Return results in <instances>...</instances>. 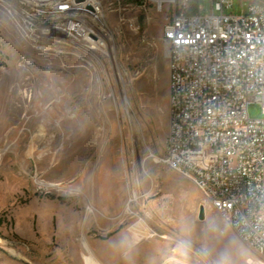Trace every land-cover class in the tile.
Masks as SVG:
<instances>
[{
    "label": "rangeland",
    "instance_id": "374dc122",
    "mask_svg": "<svg viewBox=\"0 0 264 264\" xmlns=\"http://www.w3.org/2000/svg\"><path fill=\"white\" fill-rule=\"evenodd\" d=\"M102 1L111 55L35 43L0 8V264H83V238L105 264H264L196 183L163 163L173 4ZM263 2L234 0L225 13ZM198 6L213 13L212 0ZM248 111L263 116L257 103Z\"/></svg>",
    "mask_w": 264,
    "mask_h": 264
},
{
    "label": "built area",
    "instance_id": "2783aa9c",
    "mask_svg": "<svg viewBox=\"0 0 264 264\" xmlns=\"http://www.w3.org/2000/svg\"><path fill=\"white\" fill-rule=\"evenodd\" d=\"M18 1L27 3L26 38L35 43L64 37L95 49L105 39L102 0ZM156 2L160 10L174 6L162 35L169 67L163 163L195 176L209 207L264 257V2L239 15L225 13L234 0H212L209 15L191 13L178 0ZM56 12L82 14L88 28L60 23ZM252 103L262 107L261 118L250 117Z\"/></svg>",
    "mask_w": 264,
    "mask_h": 264
},
{
    "label": "bare ground",
    "instance_id": "6f19581e",
    "mask_svg": "<svg viewBox=\"0 0 264 264\" xmlns=\"http://www.w3.org/2000/svg\"><path fill=\"white\" fill-rule=\"evenodd\" d=\"M0 8L6 14V16L9 18V20L15 25L14 27L17 26V28L22 33V35H25V37L30 36L29 21L26 20V19H28V12H26L27 11V3L21 2L18 0H0ZM55 20L60 21V23H71V25H74L76 27L88 28V20L85 19L82 14H78V13L56 12L55 13ZM103 25H104V28H106V24L104 22H103ZM60 39L67 40L64 37L51 38V40H60ZM42 40H44V39H42ZM67 41L83 43V41H77V40H67ZM94 45H95L94 48L102 51L106 55H111V48H110V45H109L107 40L101 38L99 40V42L96 41V43H94ZM49 92H51V93L54 92L53 94H56L54 89L49 90ZM182 175H184L185 177L191 179L192 181H194L196 183V177L195 176L186 175V174H182ZM89 210L93 211V209H91V208ZM139 238H138V240H139ZM150 238H154V235L151 236ZM3 241L4 240H2L0 238V243L2 242V244H3ZM81 245H82L83 250L85 251V254L83 256V264H105L103 261H101L97 257V255L95 254V251L93 250V248L91 247V245L89 244L87 239H85V238L81 239ZM9 252L13 256L18 255L16 253V251L13 249H9ZM15 257H17V256H15Z\"/></svg>",
    "mask_w": 264,
    "mask_h": 264
},
{
    "label": "water",
    "instance_id": "95a60500",
    "mask_svg": "<svg viewBox=\"0 0 264 264\" xmlns=\"http://www.w3.org/2000/svg\"><path fill=\"white\" fill-rule=\"evenodd\" d=\"M88 9L90 11H93L91 6H89ZM199 219L200 220H204L205 219V208L203 206L200 208Z\"/></svg>",
    "mask_w": 264,
    "mask_h": 264
},
{
    "label": "crops",
    "instance_id": "0c3cea01",
    "mask_svg": "<svg viewBox=\"0 0 264 264\" xmlns=\"http://www.w3.org/2000/svg\"><path fill=\"white\" fill-rule=\"evenodd\" d=\"M179 5L180 6H182V5H184V6H187V7H189L188 5H187V3H185V2H183V4H180L179 3ZM193 7H196V8H199V6H198V0H197V5L196 6H192L191 8H193ZM92 247V246H91ZM94 250V249H93ZM96 253V252H95ZM97 255V254H96ZM98 257V256H97ZM99 258V257H98ZM100 259V258H99ZM101 260V259H100ZM102 261V260H101Z\"/></svg>",
    "mask_w": 264,
    "mask_h": 264
},
{
    "label": "trees",
    "instance_id": "16d2710c",
    "mask_svg": "<svg viewBox=\"0 0 264 264\" xmlns=\"http://www.w3.org/2000/svg\"><path fill=\"white\" fill-rule=\"evenodd\" d=\"M197 11H198V8H196V7H193V8L190 9L191 13H196Z\"/></svg>",
    "mask_w": 264,
    "mask_h": 264
}]
</instances>
